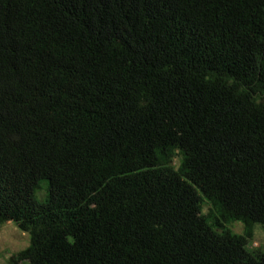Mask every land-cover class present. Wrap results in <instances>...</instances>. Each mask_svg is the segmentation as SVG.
<instances>
[{"label":"trees","instance_id":"1","mask_svg":"<svg viewBox=\"0 0 264 264\" xmlns=\"http://www.w3.org/2000/svg\"><path fill=\"white\" fill-rule=\"evenodd\" d=\"M10 221L7 264H264V0H0Z\"/></svg>","mask_w":264,"mask_h":264},{"label":"rangeland","instance_id":"2","mask_svg":"<svg viewBox=\"0 0 264 264\" xmlns=\"http://www.w3.org/2000/svg\"><path fill=\"white\" fill-rule=\"evenodd\" d=\"M230 227L239 234L244 231V225L240 221L234 222ZM28 238L29 234L20 230L14 222L0 224V264H7L12 254L26 248L29 245ZM250 245L264 249V226L262 224L256 225L255 235Z\"/></svg>","mask_w":264,"mask_h":264}]
</instances>
